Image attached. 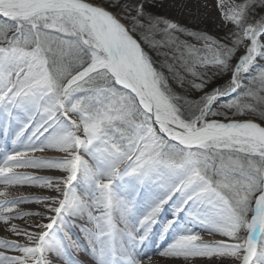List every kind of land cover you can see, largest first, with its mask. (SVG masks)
I'll list each match as a JSON object with an SVG mask.
<instances>
[{
	"label": "snow or ice",
	"instance_id": "1",
	"mask_svg": "<svg viewBox=\"0 0 264 264\" xmlns=\"http://www.w3.org/2000/svg\"><path fill=\"white\" fill-rule=\"evenodd\" d=\"M152 7L0 0V264H264V0L223 38Z\"/></svg>",
	"mask_w": 264,
	"mask_h": 264
},
{
	"label": "rangeland",
	"instance_id": "2",
	"mask_svg": "<svg viewBox=\"0 0 264 264\" xmlns=\"http://www.w3.org/2000/svg\"><path fill=\"white\" fill-rule=\"evenodd\" d=\"M217 2L218 0H154L163 16L193 29L209 33L221 32L222 36L219 37L223 38L231 25L222 19L217 10Z\"/></svg>",
	"mask_w": 264,
	"mask_h": 264
},
{
	"label": "bare ground",
	"instance_id": "3",
	"mask_svg": "<svg viewBox=\"0 0 264 264\" xmlns=\"http://www.w3.org/2000/svg\"><path fill=\"white\" fill-rule=\"evenodd\" d=\"M36 155L53 156L55 154L48 152V153H37ZM18 171L28 172V173H31L33 175H38V176L56 177V176L61 175V173L56 172V171H42V170H36V169H19ZM0 189H3V185H0ZM10 192H11V196L9 198L25 197V196L26 197H39V196H47V195L52 194L48 190L40 188L38 186H27V185L12 187L10 188ZM0 199H3V198L0 197ZM19 209L22 212H35V211L43 210V206L37 203H26V204H21L19 206ZM34 219H36V217L26 216L23 219L13 220L11 221V223L19 227H24L27 224H31ZM0 239H15V235L11 233L10 225L6 227L3 221H0ZM73 257L77 260L85 259L83 255H76L75 253H73ZM149 257H150L152 264H171V262L165 260L164 258L159 257L155 252L150 251ZM145 264H149L148 259L145 260Z\"/></svg>",
	"mask_w": 264,
	"mask_h": 264
},
{
	"label": "trees",
	"instance_id": "4",
	"mask_svg": "<svg viewBox=\"0 0 264 264\" xmlns=\"http://www.w3.org/2000/svg\"><path fill=\"white\" fill-rule=\"evenodd\" d=\"M151 10L153 11V12H155V13H159V14H161L162 15V12L160 11V9H159V7L157 6V4L155 5V7H152L151 8ZM156 10H158V11H156ZM163 16V15H162ZM180 23V22H179ZM180 24H182V25H184L183 23H180ZM189 29H193V28H190V27H188ZM202 31H204V32H206V33H209V32H207V31H205V30H202ZM221 32H219V33H209V34H211V35H213V36H216V37H219V36H222V34H220Z\"/></svg>",
	"mask_w": 264,
	"mask_h": 264
}]
</instances>
